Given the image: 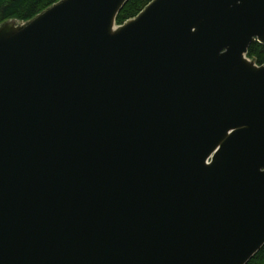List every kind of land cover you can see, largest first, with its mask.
Wrapping results in <instances>:
<instances>
[{
  "label": "water",
  "instance_id": "obj_1",
  "mask_svg": "<svg viewBox=\"0 0 264 264\" xmlns=\"http://www.w3.org/2000/svg\"><path fill=\"white\" fill-rule=\"evenodd\" d=\"M59 0L0 24V264H246L264 246V0Z\"/></svg>",
  "mask_w": 264,
  "mask_h": 264
},
{
  "label": "trees",
  "instance_id": "obj_2",
  "mask_svg": "<svg viewBox=\"0 0 264 264\" xmlns=\"http://www.w3.org/2000/svg\"><path fill=\"white\" fill-rule=\"evenodd\" d=\"M59 0H0V24L15 19L28 21ZM152 0H128L119 11L116 25L136 16ZM246 56L257 65L264 64V44L253 42L248 47ZM264 264V246L246 263Z\"/></svg>",
  "mask_w": 264,
  "mask_h": 264
}]
</instances>
